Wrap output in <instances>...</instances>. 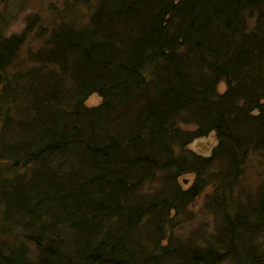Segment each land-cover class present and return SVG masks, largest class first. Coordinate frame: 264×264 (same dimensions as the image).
Here are the masks:
<instances>
[{
  "label": "trees",
  "instance_id": "obj_1",
  "mask_svg": "<svg viewBox=\"0 0 264 264\" xmlns=\"http://www.w3.org/2000/svg\"><path fill=\"white\" fill-rule=\"evenodd\" d=\"M11 3L0 264H264V0H65L16 34Z\"/></svg>",
  "mask_w": 264,
  "mask_h": 264
},
{
  "label": "rangeland",
  "instance_id": "obj_2",
  "mask_svg": "<svg viewBox=\"0 0 264 264\" xmlns=\"http://www.w3.org/2000/svg\"><path fill=\"white\" fill-rule=\"evenodd\" d=\"M14 1V2H13ZM21 1V2H20ZM64 1L65 0H12L11 5H15L16 13L13 15L11 20V29L9 30L11 34L21 33L25 29V20L27 16L39 13L44 18H51L52 13H54L53 8H51L53 5H57V9L61 11L64 8ZM21 5V6H20ZM2 10H0L1 12ZM16 19V20H15ZM14 24V25H13ZM42 42V41H40ZM226 87L225 84L221 85L219 88V92L222 94L225 91ZM89 106L94 108L98 107L102 100L94 95L88 102ZM207 141V140H206ZM216 141V140H215ZM195 150V149H194ZM197 151L200 153V155L204 156L206 155V149L205 146H197ZM264 166V160L259 155L258 156H252L250 157L248 166L245 167L246 172L243 176L244 180V186H256L259 183V175H261V172L263 170ZM184 183V186L187 188L189 187L191 180H193L192 176H184V178L181 179ZM186 181V182H185ZM203 198L201 200L196 201V205L191 206L192 212H194L196 216V222L194 224H201L202 222H207L208 217H206L203 213ZM211 228H209L210 230Z\"/></svg>",
  "mask_w": 264,
  "mask_h": 264
},
{
  "label": "water",
  "instance_id": "obj_3",
  "mask_svg": "<svg viewBox=\"0 0 264 264\" xmlns=\"http://www.w3.org/2000/svg\"><path fill=\"white\" fill-rule=\"evenodd\" d=\"M197 146H205V149H206V155L205 156H210L211 153L213 152L215 146H216V143H215V140L213 138L207 140V141H199V142H196L192 149H195L197 150Z\"/></svg>",
  "mask_w": 264,
  "mask_h": 264
}]
</instances>
